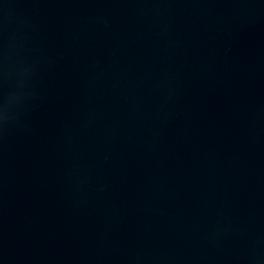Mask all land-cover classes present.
<instances>
[{
	"label": "water",
	"instance_id": "obj_1",
	"mask_svg": "<svg viewBox=\"0 0 264 264\" xmlns=\"http://www.w3.org/2000/svg\"><path fill=\"white\" fill-rule=\"evenodd\" d=\"M0 264H264V0H0Z\"/></svg>",
	"mask_w": 264,
	"mask_h": 264
}]
</instances>
